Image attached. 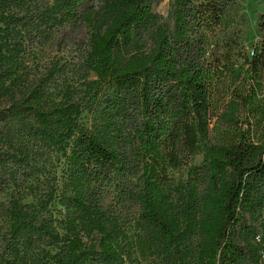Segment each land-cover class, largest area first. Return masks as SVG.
I'll return each mask as SVG.
<instances>
[{
  "label": "trees",
  "instance_id": "trees-1",
  "mask_svg": "<svg viewBox=\"0 0 264 264\" xmlns=\"http://www.w3.org/2000/svg\"><path fill=\"white\" fill-rule=\"evenodd\" d=\"M27 1L0 0V164L16 158L8 152L9 122L46 146L68 148L72 140L58 195L66 213L54 221L10 201L0 264H138L136 252L157 264H264V227L260 235L254 228L264 217V126L256 137L236 117L241 107L264 120V36L239 64L230 51L207 59L205 31L222 26L236 0H171L172 28L152 12L164 0L82 8L79 0H53L41 25L78 20L89 29L84 65L94 78L85 83L86 107L49 100L43 81L27 80L29 30L15 11ZM257 24L262 32L264 13ZM222 80L234 89L218 116L213 92ZM85 110L93 116L89 127L79 122ZM215 117L234 122L227 142H209ZM197 154L200 164L173 185L168 170ZM115 176L123 178L120 198L139 209L135 242L102 205L101 186ZM44 242L54 251L27 262L20 247Z\"/></svg>",
  "mask_w": 264,
  "mask_h": 264
},
{
  "label": "rangeland",
  "instance_id": "rangeland-1",
  "mask_svg": "<svg viewBox=\"0 0 264 264\" xmlns=\"http://www.w3.org/2000/svg\"><path fill=\"white\" fill-rule=\"evenodd\" d=\"M102 0H79L84 5L97 7ZM53 0H28L21 9H16L19 17H24L29 35L23 39L22 59L24 71L28 81L40 79L46 87L47 98L59 100L71 98L86 107L84 91L85 83L92 80V74L86 77L84 65L85 56L89 50V29L78 20H71L52 28L41 25L40 17ZM171 0H164L154 5L152 12L172 28L168 19ZM80 8V9H81ZM264 13V0H236L235 6L229 9L224 17L223 25L205 31L208 43L207 59L214 60L221 53L230 51L231 59L238 64L242 62L241 55L251 54L250 46L258 43L264 30L260 32L257 24L258 14ZM246 86L241 85L237 92L246 94ZM234 86L228 80H222L213 92L216 102V115L220 116L227 103L231 100ZM259 104L264 105V81L258 96ZM6 106L5 100L0 99V111ZM238 127H250L254 136H258L264 120L253 114L248 118L246 109L239 108L237 116ZM213 119L210 128L209 142L224 143L233 136L235 126L233 123ZM93 116L83 111L80 124L89 127ZM236 124V123H235ZM19 126L9 122L5 126L11 147L8 152L15 155V159L7 164H0V254L2 251V238L9 228L7 208L10 201L18 200L26 205L29 211H35L38 216L60 221L66 213L65 207L59 202L58 195L62 187L66 159L70 152L72 140L68 148H55L46 146L37 139L26 134H19ZM21 158L19 160L18 158ZM202 160V154L192 156L185 166L178 169H169L168 176L173 185L186 180L187 172L191 167L197 166ZM133 180V179H132ZM123 178L112 177L109 183L102 184V205L117 217L122 224L126 236L132 242L139 237L136 228L139 209L136 205L124 202L120 198L119 190ZM264 227L263 215L254 223L259 235ZM54 251V248L44 242L32 250L20 247L21 254L27 262H37L42 257L41 250ZM138 264H157L155 258L141 257L138 252L134 254Z\"/></svg>",
  "mask_w": 264,
  "mask_h": 264
},
{
  "label": "built area",
  "instance_id": "built-area-1",
  "mask_svg": "<svg viewBox=\"0 0 264 264\" xmlns=\"http://www.w3.org/2000/svg\"><path fill=\"white\" fill-rule=\"evenodd\" d=\"M252 54V53H251Z\"/></svg>",
  "mask_w": 264,
  "mask_h": 264
}]
</instances>
